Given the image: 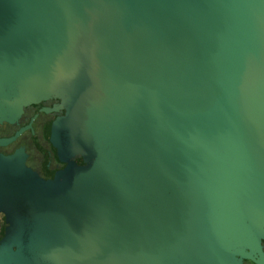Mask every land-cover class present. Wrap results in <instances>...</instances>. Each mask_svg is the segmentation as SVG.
Listing matches in <instances>:
<instances>
[{"label":"water","instance_id":"water-1","mask_svg":"<svg viewBox=\"0 0 264 264\" xmlns=\"http://www.w3.org/2000/svg\"><path fill=\"white\" fill-rule=\"evenodd\" d=\"M51 97L79 164L0 155L23 264H264V0H0V122Z\"/></svg>","mask_w":264,"mask_h":264},{"label":"flooded vegetation","instance_id":"flooded-vegetation-1","mask_svg":"<svg viewBox=\"0 0 264 264\" xmlns=\"http://www.w3.org/2000/svg\"><path fill=\"white\" fill-rule=\"evenodd\" d=\"M59 101L48 98L25 105L19 116L9 122H0V138H9L15 132L19 134L5 145H0V155H11L21 151L24 164L39 179L51 178L69 163L79 164L81 155L71 156L62 153L56 133L57 124H61L64 109H54ZM20 227L15 218L0 210V264H23L19 255ZM264 254V236L260 241ZM241 264H253L248 260Z\"/></svg>","mask_w":264,"mask_h":264}]
</instances>
